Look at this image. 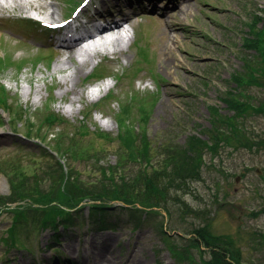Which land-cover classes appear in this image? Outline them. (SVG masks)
I'll return each mask as SVG.
<instances>
[{
	"label": "rangeland",
	"instance_id": "374dc122",
	"mask_svg": "<svg viewBox=\"0 0 264 264\" xmlns=\"http://www.w3.org/2000/svg\"><path fill=\"white\" fill-rule=\"evenodd\" d=\"M79 1L42 0L43 7L35 10L8 0L11 9L0 7V56L6 57L5 64L0 60V83L6 90L0 95V196L8 194L12 175L22 181L30 173L40 176L56 160L89 182L101 175L96 159L101 160L98 166H119L117 174L148 163V170L160 169V146L185 144L193 134L213 142L206 130L216 125L228 134L224 117L250 141L264 144V0H122L125 16L134 12L132 23L138 19L128 45L108 53L113 58L109 62H103L101 52L92 56L73 89L72 80L64 84L74 68L60 61L65 52L26 36L33 29L17 17L40 19L51 12L57 19L66 17ZM150 1L173 16L152 10ZM97 8L117 11L108 0H92L88 13ZM157 37L166 40L163 53ZM168 49L174 60L167 67ZM71 60L77 64L76 57ZM104 64L108 77L97 81L94 73ZM96 82L103 88L91 95ZM168 87L175 91L176 105L161 115ZM224 98L236 100L244 111L228 109ZM211 106L218 111L213 113ZM53 116L57 119L49 125ZM128 133L136 138L131 151L125 147ZM60 134L63 147L73 138L82 149H70L72 154L61 158L55 149ZM142 134L149 144L146 160L140 155ZM239 145V140H226L215 145L214 153L204 149L200 178L171 191L169 215L157 208L139 212L137 219L112 207L108 214L116 228L92 230L84 209L82 221L59 227L57 239L49 228H32L33 219L38 221L32 216L17 226L18 239L11 242L7 228L15 217L12 207L48 205L25 199L1 207L0 264H131V257L135 264H207L208 248H196L189 240L192 230L201 227L228 236L242 261L264 264V145ZM48 176L42 177L43 191L51 190Z\"/></svg>",
	"mask_w": 264,
	"mask_h": 264
},
{
	"label": "trees",
	"instance_id": "16d2710c",
	"mask_svg": "<svg viewBox=\"0 0 264 264\" xmlns=\"http://www.w3.org/2000/svg\"><path fill=\"white\" fill-rule=\"evenodd\" d=\"M247 43L251 45L253 42L247 39ZM262 57L264 64V41ZM223 102L230 110L244 111L242 106L240 107L242 111L237 107L241 104L236 100L224 98ZM210 108L213 113L218 111L214 106ZM228 118H222L223 123L229 126L228 134L224 133L223 129L222 131L218 130L216 125L213 128L214 130L207 128L206 131L210 132L209 137L213 139V142L193 134L187 137L185 144L174 147L167 144L160 146V149H162V152L159 151L160 156L163 157L160 169L148 170V163V166L139 170H127V166H123L128 172L117 174L119 166L109 164H106L108 166L106 168L98 166L101 160L96 159L94 165H97L96 168H98L101 175L95 181L89 182L83 180L72 167H68L66 170L63 167L64 165L56 160L48 166L50 172L45 170L40 176L30 173L22 181L15 174L12 175L8 194L0 196V208L25 199L33 201V204H46L48 206L36 209L33 207L19 209V206H13L12 211L15 212V217L7 228V237L11 242L18 239L17 226L33 216L38 220L34 221L33 219V222H35L32 223L33 227L49 228L54 231L53 237L57 239L56 232L59 227L67 228L75 224L77 219H80V222L82 221L84 205H80L81 202H84V204L89 202L87 205V224L88 228L92 230L116 228L115 222L109 219L110 214H108L112 207H118L120 210L126 209L131 218L135 217L137 219L139 212H149L157 208H162L169 215L170 210L167 204L171 200V191L184 188L188 179L200 178V169L203 163L202 151L204 149L214 153L217 148L215 145L226 140H239V146H247L249 149L253 145H264L262 142L256 144V140L250 141L251 139L246 137L244 130ZM56 119L57 117H51L48 124L52 125V121ZM56 136L55 149H60L58 151L61 158H66L61 154L70 156L72 154L70 149H74L75 152L82 149L81 146L77 145V140L73 138H70V144L67 147H63V136L61 134ZM135 139V136L131 133L125 136L124 140L127 142L125 147L128 149L129 146L128 151L135 148ZM146 140L145 135L142 134L140 136L142 160L148 159L146 149H149V144ZM129 153L133 155V151ZM65 166L67 165L65 164ZM48 174V178L52 180L53 184L56 183L57 187L54 188L52 184L50 186L51 190L43 191L44 179L42 177ZM72 208L74 209L71 210ZM192 233L193 237L189 240L194 247L200 249L201 246H204L208 248L209 257L205 260L207 264H254L241 260L239 251L234 248L233 241L228 236L212 235L205 227L195 228Z\"/></svg>",
	"mask_w": 264,
	"mask_h": 264
},
{
	"label": "bare ground",
	"instance_id": "6f19581e",
	"mask_svg": "<svg viewBox=\"0 0 264 264\" xmlns=\"http://www.w3.org/2000/svg\"><path fill=\"white\" fill-rule=\"evenodd\" d=\"M11 1L17 2L19 4L20 8L28 6V3L26 2V0H11ZM108 2H109V4H111V6L113 8L120 7V5H121V0H108ZM29 4H30V7L35 9V10L43 7L42 0H32V3H29ZM151 9L156 11V12L159 11V14H160V12H164V14L168 15L169 17L173 16L172 12L165 10V8L158 9L154 4H152ZM42 18L46 21L56 19L53 12H51L49 15H46V17H42ZM167 23H166V26H167ZM110 27L111 26H109V29L103 30V32H101L99 34H90L88 39L94 41L91 46H82L78 42V43L67 45L66 46L67 51L60 50V52H65V54H66V58H61L60 61H63L65 66L70 67V66L74 65L72 72L64 80V84L67 83L68 80H72L73 81V89H75V87L77 86V84L79 82V75L81 74L84 65L91 59L92 56H95L97 52L102 51V49H106L110 53H113L115 50L116 51H123L124 46H126V43L128 45V39H130L131 37H129L127 40H125L126 35L121 33L123 25L121 26V23H116L114 28H110ZM168 29L173 30L174 27L172 28L170 26V27H168ZM110 32H112L114 34H112L108 37L103 36L105 33H110ZM159 35H160V33H159ZM175 37L177 38V36H175ZM96 38H97V40H95ZM157 39H158V44H157L158 49L160 52L163 53V51L166 49V40H163L161 37H157ZM167 52H168L169 57L164 61V65L168 67L170 65V63L174 60V56H173V53L170 51V49H168ZM75 57L77 60V64H74L73 61L71 60ZM168 59H169V62L167 63ZM105 88H110V84L107 85L105 83ZM166 91L170 95V97L168 100L163 99L162 102L160 103L158 114H161V115H165V113L167 114L169 112H172L173 109H175V105H176V99L174 97L176 94L174 93L175 91L173 90V88L168 87L166 89ZM79 93L81 94V92H79ZM98 93H99V89H94L90 92L91 95H98ZM3 184L4 183L1 182L0 186H2ZM128 260H130L132 262L131 264L136 263V260L132 257Z\"/></svg>",
	"mask_w": 264,
	"mask_h": 264
}]
</instances>
